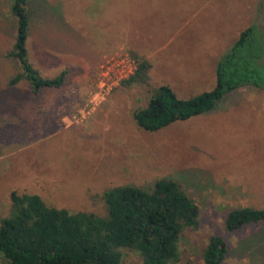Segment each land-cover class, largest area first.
Instances as JSON below:
<instances>
[{
  "label": "rangeland",
  "instance_id": "rangeland-1",
  "mask_svg": "<svg viewBox=\"0 0 264 264\" xmlns=\"http://www.w3.org/2000/svg\"><path fill=\"white\" fill-rule=\"evenodd\" d=\"M204 3L28 0L29 62L41 77L67 69L59 88L33 95L26 80L8 84L19 71L6 55L15 20L8 0H0V218L9 213L10 191L37 194L46 206L72 214L104 216L107 189H148L170 178L199 209L197 224L181 234L173 264H203L201 250L213 234L226 241L224 264H264V222L224 228L231 208L264 207V92L241 86L211 111L156 131L132 118L159 85L180 98L210 89L216 61L244 27L257 24L264 44V0ZM122 43L141 45L144 54L121 46L96 49ZM152 48L162 49L147 51ZM116 54L132 60L122 78L105 69ZM135 56L150 64L146 83H125ZM120 252L122 264H142L135 250ZM0 264H6L2 255Z\"/></svg>",
  "mask_w": 264,
  "mask_h": 264
},
{
  "label": "trees",
  "instance_id": "trees-1",
  "mask_svg": "<svg viewBox=\"0 0 264 264\" xmlns=\"http://www.w3.org/2000/svg\"><path fill=\"white\" fill-rule=\"evenodd\" d=\"M8 9L15 20V35L6 55L19 69L8 84L26 80L33 95L42 88H59L67 69L41 77L27 58L28 0H8ZM259 29L252 24L238 32L215 63L210 89L180 98L166 84L154 87L146 105L132 112L134 123L156 131L211 111L225 94L241 86L264 92V44ZM135 59L134 72L125 83H146L150 64ZM9 200L8 215L0 218V255L6 264H122L121 248L138 252L142 264H173L179 260L182 232L194 227L199 216L197 205L170 178H159L148 189L135 185L107 189L102 193L104 216L48 207L37 194L10 191ZM259 222H264V207L236 206L227 211L224 228L233 231ZM226 253V241L213 234L200 255L203 264H224Z\"/></svg>",
  "mask_w": 264,
  "mask_h": 264
},
{
  "label": "built area",
  "instance_id": "built-area-1",
  "mask_svg": "<svg viewBox=\"0 0 264 264\" xmlns=\"http://www.w3.org/2000/svg\"><path fill=\"white\" fill-rule=\"evenodd\" d=\"M114 70V75L117 78H122L131 73L132 60L127 54H116L109 60L105 61V69Z\"/></svg>",
  "mask_w": 264,
  "mask_h": 264
},
{
  "label": "crops",
  "instance_id": "crops-1",
  "mask_svg": "<svg viewBox=\"0 0 264 264\" xmlns=\"http://www.w3.org/2000/svg\"><path fill=\"white\" fill-rule=\"evenodd\" d=\"M206 6H207V4H208V0H206V3H204ZM204 4H202V6H204ZM198 12H199V10L197 9L196 11H195V14H194V16H196V15H198ZM126 47V48H128V49H130V50H134V51H136V52H138V53H143L144 54V49H142L141 47V45H135V44H121V45H113V44H109V46H104L103 48H100V47H96V49H97V51H99V52H101V53H103V52H107V51H110V50H112V49H114V48H117V47ZM162 49V48H161ZM161 49H158V48H152V49H150V50H147V51H151V50H161ZM146 51V50H145ZM205 51H207V50H205ZM146 55H149V54H146ZM68 56V55H67ZM65 62H71V58L69 57V58H65ZM167 85V84H166ZM169 86V85H168ZM170 87V86H169ZM171 88V87H170ZM172 89V88H171Z\"/></svg>",
  "mask_w": 264,
  "mask_h": 264
}]
</instances>
